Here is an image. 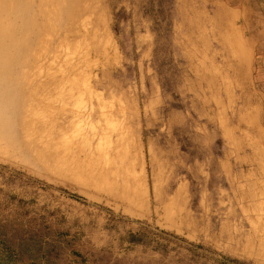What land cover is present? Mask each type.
I'll list each match as a JSON object with an SVG mask.
<instances>
[{
    "label": "rangeland",
    "instance_id": "1",
    "mask_svg": "<svg viewBox=\"0 0 264 264\" xmlns=\"http://www.w3.org/2000/svg\"><path fill=\"white\" fill-rule=\"evenodd\" d=\"M3 6L0 264H264V0Z\"/></svg>",
    "mask_w": 264,
    "mask_h": 264
},
{
    "label": "bare ground",
    "instance_id": "2",
    "mask_svg": "<svg viewBox=\"0 0 264 264\" xmlns=\"http://www.w3.org/2000/svg\"><path fill=\"white\" fill-rule=\"evenodd\" d=\"M24 1V0H23ZM3 2H5V0H0V11H2V9L4 8V6H3ZM10 7V6H9ZM19 7L20 8H25V7H22V5H21V2H20V4H19ZM9 9V8H8ZM16 11V10H15ZM16 13H18L17 11H16ZM13 15V13L11 14V16ZM54 16H56V14L54 15ZM4 26H5V23L4 22H2L1 23V25H0V86L2 87L4 84H5V81L6 80H8L10 77H9V73H8V70H9V68H10V65L11 64H7V63H5V62H7V60L5 59V57H6V52L4 51V46H5V39H6V41L7 40H9L8 38H4V34L2 33V31L5 29L4 28ZM35 22L33 23V25H32V27H31V31H32V33L34 34V33H36L35 32ZM9 27H11V24L9 23ZM33 29V30H32ZM14 43H15V39L13 40V42H11L10 40H9V42H8V44H11V45H14ZM21 44H22V46L23 47H27L28 46V44L26 43V42H18L17 43V46L19 47V46H21ZM6 60V61H5ZM5 61V62H4ZM13 64V63H12ZM27 65V62L25 63V66ZM21 69H22V67H21ZM12 75V74H11ZM11 79V78H10ZM36 101L35 100H33V102H32V104L30 105V107L31 108H35L34 107V103H35Z\"/></svg>",
    "mask_w": 264,
    "mask_h": 264
},
{
    "label": "trees",
    "instance_id": "3",
    "mask_svg": "<svg viewBox=\"0 0 264 264\" xmlns=\"http://www.w3.org/2000/svg\"><path fill=\"white\" fill-rule=\"evenodd\" d=\"M47 223L50 224V222H47ZM51 224H54V223L51 222ZM2 242H3V243H2ZM0 243L4 244V243H5V240H0ZM2 244H0V245H1V248H2L3 251L6 250V249H9L10 251H12V254H13V255H16L14 249H10L9 247H4ZM48 244H50L51 246H53V245L50 243V241H49ZM58 244H59L60 247H62V248L64 247V242H63L62 240H61V241H58ZM41 246H42V245H41ZM55 247H57V246H55ZM5 248H6V249H5ZM57 248H58V247H57ZM14 257H15V256H14ZM45 258H48L47 255H46ZM31 262L35 263L34 260H32ZM43 263H46V262H43Z\"/></svg>",
    "mask_w": 264,
    "mask_h": 264
}]
</instances>
